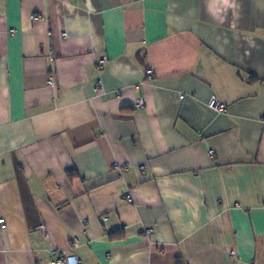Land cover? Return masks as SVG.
<instances>
[{
    "label": "crops",
    "instance_id": "1",
    "mask_svg": "<svg viewBox=\"0 0 264 264\" xmlns=\"http://www.w3.org/2000/svg\"><path fill=\"white\" fill-rule=\"evenodd\" d=\"M63 252L264 264V0H0V264Z\"/></svg>",
    "mask_w": 264,
    "mask_h": 264
},
{
    "label": "built area",
    "instance_id": "2",
    "mask_svg": "<svg viewBox=\"0 0 264 264\" xmlns=\"http://www.w3.org/2000/svg\"><path fill=\"white\" fill-rule=\"evenodd\" d=\"M32 17H34V16H32ZM105 62H106V59L104 57L100 58V59H98L97 65L100 68H102ZM146 73H147V75H150V74H152V70L150 68H148V69H146ZM49 81H51V80H49ZM183 96H184L183 94H180V98H183ZM138 102L142 103V100L139 99ZM208 106L211 109L219 111V110L225 108V103H224V101L218 99L217 97L211 96L208 100ZM115 166H118V165L115 164ZM39 228L42 231H44L42 225H40ZM151 231H152V229H147V232H151ZM50 264H81V261L76 255L63 252L59 256L55 257L50 262ZM182 264H186V263H182Z\"/></svg>",
    "mask_w": 264,
    "mask_h": 264
},
{
    "label": "rangeland",
    "instance_id": "3",
    "mask_svg": "<svg viewBox=\"0 0 264 264\" xmlns=\"http://www.w3.org/2000/svg\"><path fill=\"white\" fill-rule=\"evenodd\" d=\"M105 63H106V62H105ZM105 63H104V64H105ZM97 67H98V69H101L98 65H97Z\"/></svg>",
    "mask_w": 264,
    "mask_h": 264
}]
</instances>
